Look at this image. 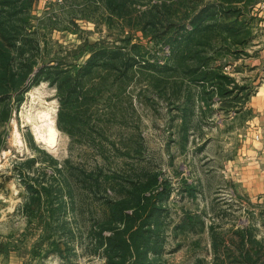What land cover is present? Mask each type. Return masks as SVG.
Listing matches in <instances>:
<instances>
[{
  "label": "rangeland",
  "instance_id": "374dc122",
  "mask_svg": "<svg viewBox=\"0 0 264 264\" xmlns=\"http://www.w3.org/2000/svg\"><path fill=\"white\" fill-rule=\"evenodd\" d=\"M193 1L200 7L214 0ZM261 1L236 4L243 12L241 34L248 31L244 43L209 55L213 67L232 81L224 94L177 77L158 82L154 76L151 82L145 70L128 84L99 82L92 88L95 102L87 126L72 139L56 127L58 98L53 87L40 82L24 94L9 122L0 126V264H103L88 232L105 218V207L82 194L69 175L140 167L158 173L170 187L164 202L161 264H240L245 235L253 240L248 245L252 259L257 250V264H264ZM30 2L28 33L38 44L37 66L69 68L84 63L97 48L128 45H137L150 63H166L169 52L162 41L143 36L127 19L110 16L93 0ZM178 2L172 17L176 23L193 6ZM150 6L135 5L133 16ZM45 114L52 122L50 145L45 140L50 135ZM123 152L136 159L118 154ZM27 175L43 181L52 196L25 205ZM98 193L114 197L108 187Z\"/></svg>",
  "mask_w": 264,
  "mask_h": 264
},
{
  "label": "trees",
  "instance_id": "16d2710c",
  "mask_svg": "<svg viewBox=\"0 0 264 264\" xmlns=\"http://www.w3.org/2000/svg\"><path fill=\"white\" fill-rule=\"evenodd\" d=\"M93 1L110 16L127 19L129 26L143 36L162 41L169 52L166 63H150L141 55L137 45H128L97 48L90 52L84 63L69 68L37 66L34 54L38 51V44L35 36L28 33L30 0H0V126L9 122L13 110L23 102L24 94L40 82L55 89L58 98L55 124L71 139L87 126L88 113L95 102L93 86L108 80L128 84L141 70L151 74V82H154V76L158 82L164 77H177L202 88L208 85L221 94L227 92L225 86L232 81L221 73L219 67H213L214 57L209 55L244 43L248 31L241 34L243 12L236 6L242 0H214L200 7L193 0ZM178 1L193 6L184 20L176 23L172 17ZM142 3L151 6L134 17L135 5ZM100 75L103 77H98ZM97 79L98 83H95ZM186 101H189V95ZM117 151L122 152L121 149ZM118 154L135 158L134 155L129 157V152ZM69 176H74V183L82 194L92 196L105 207V218L91 225L88 232L94 254L102 258L103 264H161L159 257L165 241L162 228L167 216L164 202L169 197L170 187L159 179L158 173L140 167L108 174L102 169L80 170ZM42 184L43 181L27 175L25 205L52 196L50 188ZM103 187H108L114 197L99 195L98 191ZM251 241L250 236H242L240 264H257L259 252L255 250L256 258L252 259V247L248 248Z\"/></svg>",
  "mask_w": 264,
  "mask_h": 264
},
{
  "label": "bare ground",
  "instance_id": "6f19581e",
  "mask_svg": "<svg viewBox=\"0 0 264 264\" xmlns=\"http://www.w3.org/2000/svg\"><path fill=\"white\" fill-rule=\"evenodd\" d=\"M43 114H44V112H43ZM45 117H47V119H48V122H49V125H47V127H48V129H49V131H50V135H49V137L47 138V139H45L46 141H47V143L50 145V144H52V143H54V135L52 134V127H51V119L49 118V116L47 115V114H45ZM55 131V130H54ZM45 134V133H44ZM42 135V134H41ZM44 136V135H43ZM48 136V135H47ZM56 140V139H55ZM52 147V146H51Z\"/></svg>",
  "mask_w": 264,
  "mask_h": 264
},
{
  "label": "built area",
  "instance_id": "2783aa9c",
  "mask_svg": "<svg viewBox=\"0 0 264 264\" xmlns=\"http://www.w3.org/2000/svg\"><path fill=\"white\" fill-rule=\"evenodd\" d=\"M258 8H259L260 14L264 13V0L260 2V4L258 5ZM256 139L258 138L256 137Z\"/></svg>",
  "mask_w": 264,
  "mask_h": 264
},
{
  "label": "crops",
  "instance_id": "0c3cea01",
  "mask_svg": "<svg viewBox=\"0 0 264 264\" xmlns=\"http://www.w3.org/2000/svg\"><path fill=\"white\" fill-rule=\"evenodd\" d=\"M260 93V92H259ZM261 111H264V110H261Z\"/></svg>",
  "mask_w": 264,
  "mask_h": 264
}]
</instances>
